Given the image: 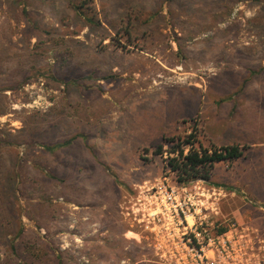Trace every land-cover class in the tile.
I'll use <instances>...</instances> for the list:
<instances>
[{
  "label": "rangeland",
  "instance_id": "obj_1",
  "mask_svg": "<svg viewBox=\"0 0 264 264\" xmlns=\"http://www.w3.org/2000/svg\"><path fill=\"white\" fill-rule=\"evenodd\" d=\"M194 130L243 157L179 182ZM198 181L264 259V0H0V264H169L125 209Z\"/></svg>",
  "mask_w": 264,
  "mask_h": 264
},
{
  "label": "built area",
  "instance_id": "obj_2",
  "mask_svg": "<svg viewBox=\"0 0 264 264\" xmlns=\"http://www.w3.org/2000/svg\"><path fill=\"white\" fill-rule=\"evenodd\" d=\"M200 182L147 186L125 212L169 264H264L259 251L239 232L248 227L232 226L221 234L210 228L205 209L212 202L209 206L218 214L217 199L211 201L214 189Z\"/></svg>",
  "mask_w": 264,
  "mask_h": 264
},
{
  "label": "trees",
  "instance_id": "obj_3",
  "mask_svg": "<svg viewBox=\"0 0 264 264\" xmlns=\"http://www.w3.org/2000/svg\"><path fill=\"white\" fill-rule=\"evenodd\" d=\"M262 2L263 0H257V3L260 5ZM77 9L84 16L90 31H95L97 27L102 29L104 33L101 34L100 41L108 37V33H106L107 28L102 26L101 21L97 18L96 12L93 9L85 8V1L82 3L79 2ZM170 13L174 19L178 17V13L174 10H170ZM126 33H128L129 36L131 35L129 30H126ZM166 141L173 144V146L167 151L168 154L171 155L174 153L175 155H169L167 163L170 170L176 173L179 182H185L191 179L210 180L218 162H233L234 160L243 157L246 149V147H240L239 144H211L210 146H205L199 138L196 130L185 136L178 135L166 138ZM186 146L188 147L187 150L185 149ZM59 147V144L46 146V148L51 151H55ZM157 153H163L162 146H159ZM226 231L227 228H220L217 230V233L221 234ZM11 251L20 256L19 250L16 246H12ZM8 263L9 262H7V264Z\"/></svg>",
  "mask_w": 264,
  "mask_h": 264
},
{
  "label": "crops",
  "instance_id": "obj_4",
  "mask_svg": "<svg viewBox=\"0 0 264 264\" xmlns=\"http://www.w3.org/2000/svg\"><path fill=\"white\" fill-rule=\"evenodd\" d=\"M215 198L217 199V197H214V200H213L214 202L216 201V199H215ZM211 201H212V200H211ZM211 201H210V202H211ZM211 203H212V202H211ZM211 203H209V205H211Z\"/></svg>",
  "mask_w": 264,
  "mask_h": 264
}]
</instances>
